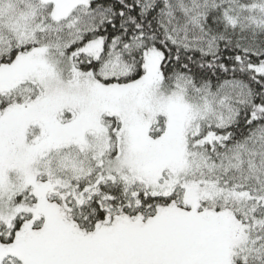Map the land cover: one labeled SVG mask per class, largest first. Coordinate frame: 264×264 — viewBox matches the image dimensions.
<instances>
[{"label":"snow or ice","instance_id":"obj_1","mask_svg":"<svg viewBox=\"0 0 264 264\" xmlns=\"http://www.w3.org/2000/svg\"><path fill=\"white\" fill-rule=\"evenodd\" d=\"M0 264H264V0H0Z\"/></svg>","mask_w":264,"mask_h":264}]
</instances>
